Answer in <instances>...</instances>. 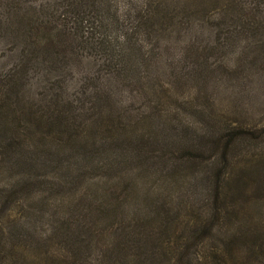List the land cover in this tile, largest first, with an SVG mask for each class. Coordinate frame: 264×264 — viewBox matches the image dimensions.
Here are the masks:
<instances>
[{"label":"rangeland","instance_id":"374dc122","mask_svg":"<svg viewBox=\"0 0 264 264\" xmlns=\"http://www.w3.org/2000/svg\"><path fill=\"white\" fill-rule=\"evenodd\" d=\"M56 1L0 0L1 76L22 49L10 21ZM148 3L138 73L69 58L9 96L66 120L62 135L19 127L21 151L0 140L4 264H264V0Z\"/></svg>","mask_w":264,"mask_h":264},{"label":"trees","instance_id":"16d2710c","mask_svg":"<svg viewBox=\"0 0 264 264\" xmlns=\"http://www.w3.org/2000/svg\"><path fill=\"white\" fill-rule=\"evenodd\" d=\"M149 1L57 0L39 7V10L32 6L31 12L13 17L9 25L11 35L16 42L19 39L22 49L9 73L0 75V140L9 141L7 148L22 150L24 142H17L15 137L12 138L15 134L18 141L20 136L25 137L21 131H17L19 127L28 128L27 125H30V128L38 131L40 137L45 135L39 128L38 124L41 123L50 128L58 125L60 129L57 134L62 135L65 131L61 125L66 119L61 115L62 107L56 102H51L43 116H27L29 120H25L27 117L22 108L16 111L17 105L9 96L13 95L16 101L18 95L24 92L31 76L43 74L47 77L64 70L68 72L65 68L69 58L90 59L101 72L117 78L139 72L148 59L145 49L149 47V40L158 26ZM55 107L59 108V112ZM69 109L74 113L70 107ZM12 125H17L16 130L11 128ZM234 130L216 141L219 149L222 146L224 158L230 153L234 141L245 135L242 132L235 134ZM10 131L13 132L12 136H8ZM225 139L229 141L222 145ZM70 141H73L72 136ZM0 150L6 156L12 155V151L7 153L6 148L1 147ZM8 229L2 227L0 233ZM140 243L144 242L136 238L129 242L131 246ZM3 247L4 243L0 239V264H4Z\"/></svg>","mask_w":264,"mask_h":264}]
</instances>
